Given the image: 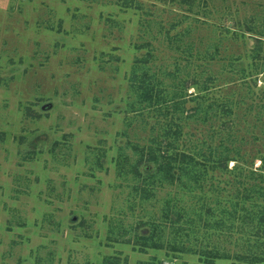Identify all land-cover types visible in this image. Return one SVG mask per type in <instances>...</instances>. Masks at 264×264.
I'll return each instance as SVG.
<instances>
[{"label":"rangeland","instance_id":"rangeland-1","mask_svg":"<svg viewBox=\"0 0 264 264\" xmlns=\"http://www.w3.org/2000/svg\"><path fill=\"white\" fill-rule=\"evenodd\" d=\"M194 76L218 77L220 102L244 78L263 100L264 0H0V264H264L234 257L239 223L207 230L197 213L240 222L264 205L259 174L186 186L153 170L150 146L192 152L229 120L190 116ZM257 111L229 120L256 168Z\"/></svg>","mask_w":264,"mask_h":264},{"label":"trees","instance_id":"trees-1","mask_svg":"<svg viewBox=\"0 0 264 264\" xmlns=\"http://www.w3.org/2000/svg\"><path fill=\"white\" fill-rule=\"evenodd\" d=\"M182 1L187 5L194 4V0ZM206 52L209 53L208 51ZM209 56V59H216L215 53H212V56ZM257 64L258 63H256V65ZM247 69L248 70H244V72L253 71L249 70V68ZM245 77H248V75ZM217 80L218 77L211 76H207L204 79L194 76L193 81L189 79L186 80L187 88L191 86L198 88L197 93L192 95L193 98L199 100L197 114L194 112L195 114H190V116H200L202 113L203 116L199 117V119L202 118L201 120L206 123L210 119L209 115L214 114V116L219 115L229 120H235L234 123L237 124L238 120L240 121L241 119L240 113L244 115L247 113V111L257 107V113L261 118H263L264 85L263 88H261L263 92V100H260L259 102H255L253 95L256 93V90L251 88L249 80L247 82L245 78L243 80L244 86L246 88L249 87L246 92L239 93L237 96V92L232 95H230V92H228L224 95L225 97L223 98L222 102H220V98L214 94L216 90H213L211 86L212 83L216 85ZM186 81H184V85ZM187 90L186 92L188 95L193 93V91L188 92ZM184 101L185 100H183V102ZM229 120L223 121L219 128H216L213 124H210L207 130L208 134L213 140H203L202 145L192 150V152L187 150H177L173 140L157 142L156 147L153 145L150 146V161H154L153 170L156 172L160 171L159 174L155 172L157 177H160L162 174H164L163 178H167L172 181H174L175 178H179L181 184L191 186V184L202 185L201 178L205 173L207 174L210 169L228 170L229 172H233L236 176H248V174H251L252 176V174H259L260 181H257L253 186H258V191L264 194V152H261L260 154L262 163L256 168L253 163L257 157V154H253L252 159L247 160L245 157V152H243V149L241 148L242 146L235 144L234 142L236 140L243 139V135H241L237 129H235V131L233 130V125L229 123ZM176 131L179 133V129ZM168 133H170L169 130ZM231 160H235V164L232 167H229V162ZM239 178L240 177L237 178L238 183L243 182V180ZM255 188L257 187L247 188L248 193L254 191ZM234 211H236L235 207ZM197 213L201 216L207 215L208 218L205 220V226L207 227V230L213 227L217 230H223L226 228L232 229L235 228V223H239L238 228L242 229V231L238 230V232L240 231L242 234L246 233V241L248 242L245 251L237 252L234 257L238 258L239 260H244L247 263L264 262V205H257V209L245 214H241L242 217L240 222H236L235 220L232 222L231 220H226L225 218L227 216L222 218H214L213 215L215 213L212 208H208L205 212H203V208H201ZM170 219L177 228L179 226V221L174 217ZM200 220L202 221V217ZM162 225L163 224L159 223L158 226L155 225V227L160 228ZM196 225L198 226L197 231H200L202 226H200V223H197ZM248 226L249 228H247ZM175 232L178 235L181 233V230H175ZM206 253H210L211 256L217 258L231 257L229 254L230 252H222V250L218 248L216 244L215 247L210 248V250H208Z\"/></svg>","mask_w":264,"mask_h":264}]
</instances>
